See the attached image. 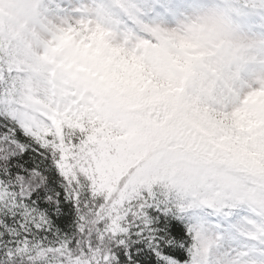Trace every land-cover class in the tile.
<instances>
[{
	"label": "snow or ice",
	"instance_id": "snow-or-ice-1",
	"mask_svg": "<svg viewBox=\"0 0 264 264\" xmlns=\"http://www.w3.org/2000/svg\"><path fill=\"white\" fill-rule=\"evenodd\" d=\"M88 27L80 19L58 29L42 54L30 44L0 42V264H129V234L150 249L137 243L140 254L132 264H170L161 252L183 258L165 246L170 236L183 239L181 229L175 223L169 229L163 216L158 225L150 219L152 189L126 164L125 146L106 131L94 99L61 89L55 69L40 63L60 68L63 61L49 53L63 47L68 34L79 35ZM261 95L264 90L250 92L243 103L254 104ZM247 116L238 108L220 119L230 120L241 133L251 132L248 136L203 130L213 154H248L247 145L237 142L264 135V129L253 131ZM249 174L264 182V160L250 164ZM221 178L241 197L250 191L227 172ZM190 236L197 256L215 242L197 231Z\"/></svg>",
	"mask_w": 264,
	"mask_h": 264
},
{
	"label": "clouds",
	"instance_id": "clouds-1",
	"mask_svg": "<svg viewBox=\"0 0 264 264\" xmlns=\"http://www.w3.org/2000/svg\"><path fill=\"white\" fill-rule=\"evenodd\" d=\"M111 5L138 27L142 37L126 33L122 42L114 43L112 27L118 22L97 5L89 10L93 18L87 20L88 29L49 53L63 65L56 68L40 62L42 67L55 69L61 89L94 99L106 131L120 137L126 164L142 174L147 187L210 207L230 190L236 203L246 199L264 214V182L254 181L249 174L250 164L264 160V135L237 142L247 145V155L234 150L225 156L213 154L203 132L217 128L233 136L250 135L233 128L230 120L220 119L238 108L247 111L253 131L264 129V95L254 104L243 103L250 92L264 90V75L233 110L225 111L219 102L239 66L255 60L264 43L236 26L244 0H201L171 25L143 23L144 12L135 0H111ZM34 9L33 0H0V42L27 46L25 33ZM81 37L83 44L78 45ZM225 172L250 191L241 197L222 180Z\"/></svg>",
	"mask_w": 264,
	"mask_h": 264
},
{
	"label": "rangeland",
	"instance_id": "rangeland-1",
	"mask_svg": "<svg viewBox=\"0 0 264 264\" xmlns=\"http://www.w3.org/2000/svg\"><path fill=\"white\" fill-rule=\"evenodd\" d=\"M135 2L144 12L143 23L171 25L182 12L189 11L201 0H135ZM33 3L35 9L29 18L25 42L33 46L34 50L42 51L44 44L53 38L58 29L80 19H92L89 10L97 5L103 6L105 15L118 22L115 27L107 25L112 27L111 39L114 43L122 42L126 38V33L142 37L138 27L111 5V0H33ZM244 3L246 6L238 15L240 21H235L238 30L264 41V0H244ZM69 37L72 41L75 39V35L68 34L66 41L71 39ZM83 40L84 38H81L77 44H83ZM84 47L87 49L90 45ZM255 55V60L239 66L230 89L219 96H223L220 105L227 106V110H233L238 106L245 94L257 87V78L264 75V43L256 50ZM218 201L219 199L210 207L191 197L177 198L175 204L184 212L188 228L199 232L206 240L215 241L201 255L194 254L191 264H264V240L254 235L261 230L264 233V224L260 223L259 219L257 222L250 214L249 211L254 210L228 205L225 214L224 210H219L223 206H220ZM256 213L254 212L255 215ZM259 217L264 221L263 214L259 213ZM217 236L220 237L219 240H215Z\"/></svg>",
	"mask_w": 264,
	"mask_h": 264
},
{
	"label": "trees",
	"instance_id": "trees-1",
	"mask_svg": "<svg viewBox=\"0 0 264 264\" xmlns=\"http://www.w3.org/2000/svg\"><path fill=\"white\" fill-rule=\"evenodd\" d=\"M67 40V39H66ZM70 42V40H69ZM68 42L66 41V44ZM86 49V47H84ZM221 97H219V102H221ZM227 106L223 107L224 110L228 111ZM153 192V199H154V206L148 210V215L150 219L154 220L155 225H158L160 223V219L163 216L166 223L169 225V229L171 228V225L173 223L177 224L179 228L181 229L183 233V239L176 241V238L174 236H170L169 240L170 243H166V247H171L175 251H178L183 254V258L181 259L179 256L171 255L169 256L168 253L161 252L162 256L167 257L170 264H191V260L194 256V251L191 250V236H190V229L188 228V222L186 220L185 215L183 214L179 207L177 208V205L175 204L177 202L178 196L173 194H165L158 188H152ZM230 190H226L225 193L221 198H219V204L220 206H225L226 204L230 205H245L249 206L254 210L256 215H258L259 222L264 224V221L261 220L259 217V211L255 209V206L252 205L249 201L246 199H242L239 203L235 202V198L230 197L229 194ZM226 202V203H225ZM225 203V204H224ZM214 204V203H213ZM206 206V205H203ZM155 212L157 215L153 216L152 213ZM264 216V214H263ZM137 243H144L145 244V251L150 250L147 247L146 241H140L137 237L134 235L129 234V239L126 242V259H128L129 264H132V258L135 256H138L140 254V249L136 247ZM155 258V257H154ZM135 264H140L139 261H135Z\"/></svg>",
	"mask_w": 264,
	"mask_h": 264
}]
</instances>
